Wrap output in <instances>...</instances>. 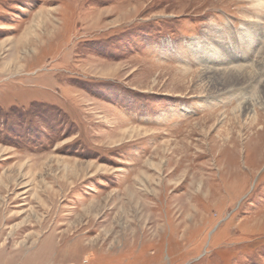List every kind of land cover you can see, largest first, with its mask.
Here are the masks:
<instances>
[{"label":"rangeland","instance_id":"1","mask_svg":"<svg viewBox=\"0 0 264 264\" xmlns=\"http://www.w3.org/2000/svg\"><path fill=\"white\" fill-rule=\"evenodd\" d=\"M262 57L256 0H0V264H264Z\"/></svg>","mask_w":264,"mask_h":264},{"label":"bare ground","instance_id":"2","mask_svg":"<svg viewBox=\"0 0 264 264\" xmlns=\"http://www.w3.org/2000/svg\"><path fill=\"white\" fill-rule=\"evenodd\" d=\"M257 2V5L261 8H264V0H256ZM258 64H259V67H262L264 68V57H262V59L259 60L258 58ZM221 72L223 73H217V72H214V73H211V74H208V78L211 79L212 82H215V84L217 85V83H219L221 86H226V89L228 88L227 85L229 86V84L233 82V80H237V79H240V80H246V81H252L255 80V76L254 75V72L251 68V66H248V67H245V66H233L231 68H228V69H224V70H221ZM210 82V83H212ZM240 82V81H239ZM237 83L236 81V84L240 85V83ZM243 82V81H242ZM249 83V82H248ZM235 84V83H234ZM252 84V83H251ZM233 85V84H232ZM224 86V87H225ZM242 86V85H241ZM239 86V87H241ZM264 86V85H263ZM233 87V86H231ZM247 87V86H246ZM222 88V87H221ZM230 89V88H229ZM234 89V88H233ZM263 89V87L261 88ZM235 90V89H234ZM229 91V90H228ZM259 91V90H258ZM231 92L232 94V90L229 91ZM229 92L227 94H229ZM224 93V92H223ZM226 94V96H227ZM230 94V95H231ZM233 95V94H232ZM229 96V95H228ZM250 104V103H249ZM248 105V104H247ZM245 106V105H244ZM248 110V109H247ZM258 120V119H257ZM259 121V120H258ZM228 125V124H227ZM226 125V126H227ZM255 125V123H254ZM262 128V127H261ZM255 156V155H254Z\"/></svg>","mask_w":264,"mask_h":264}]
</instances>
